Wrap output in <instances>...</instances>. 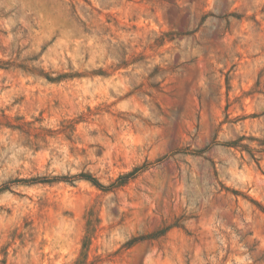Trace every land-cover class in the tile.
<instances>
[{"label": "rangeland", "instance_id": "1", "mask_svg": "<svg viewBox=\"0 0 264 264\" xmlns=\"http://www.w3.org/2000/svg\"><path fill=\"white\" fill-rule=\"evenodd\" d=\"M0 264H264V0H0Z\"/></svg>", "mask_w": 264, "mask_h": 264}]
</instances>
